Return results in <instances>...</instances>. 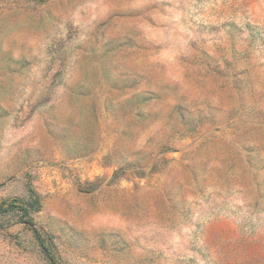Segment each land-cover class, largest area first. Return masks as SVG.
<instances>
[{
    "label": "rangeland",
    "instance_id": "rangeland-1",
    "mask_svg": "<svg viewBox=\"0 0 264 264\" xmlns=\"http://www.w3.org/2000/svg\"><path fill=\"white\" fill-rule=\"evenodd\" d=\"M264 264V0H0V264Z\"/></svg>",
    "mask_w": 264,
    "mask_h": 264
},
{
    "label": "trees",
    "instance_id": "trees-1",
    "mask_svg": "<svg viewBox=\"0 0 264 264\" xmlns=\"http://www.w3.org/2000/svg\"><path fill=\"white\" fill-rule=\"evenodd\" d=\"M34 233H35V236H36V239H37V241H38V243H39L40 248L42 249L43 253L45 254V256H46V257L48 258V260H49V264H54L53 261H52V259L49 258V255H48V253L46 252V249L44 248L43 243H42V241H41L39 235H38L35 231H34Z\"/></svg>",
    "mask_w": 264,
    "mask_h": 264
}]
</instances>
